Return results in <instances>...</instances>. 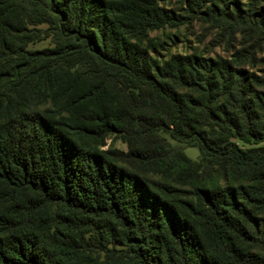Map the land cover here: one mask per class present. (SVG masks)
Listing matches in <instances>:
<instances>
[{"label":"trees","instance_id":"1","mask_svg":"<svg viewBox=\"0 0 264 264\" xmlns=\"http://www.w3.org/2000/svg\"><path fill=\"white\" fill-rule=\"evenodd\" d=\"M263 1L0 0V264H264L257 46L150 37L199 16L264 32Z\"/></svg>","mask_w":264,"mask_h":264},{"label":"rangeland","instance_id":"2","mask_svg":"<svg viewBox=\"0 0 264 264\" xmlns=\"http://www.w3.org/2000/svg\"><path fill=\"white\" fill-rule=\"evenodd\" d=\"M238 3L244 11L249 10V0H231ZM161 7L168 9L180 16H186L185 4L183 0H158ZM215 5L218 4L214 0ZM264 7V1L262 2ZM226 28L218 24L211 23L205 17L195 18L187 24L178 28H165L150 34L151 39H157L160 43L159 53L162 56L175 54L196 55L205 59H216L218 57L232 59L237 53L242 52L252 45L257 46L255 64H246V71L250 75L256 74L264 79V32H246L241 29L234 34H226ZM50 46L49 41L31 45V49H44ZM264 92V88L261 89ZM167 137V136H166ZM168 138V137H167ZM169 139V138H168ZM170 140V139H169ZM173 146L181 147L184 153L193 161H199V151L195 148H189L177 144L170 140ZM116 147L126 150V147L120 143Z\"/></svg>","mask_w":264,"mask_h":264}]
</instances>
